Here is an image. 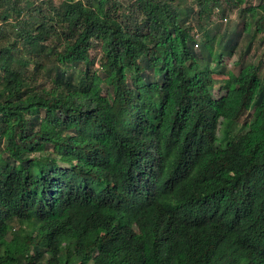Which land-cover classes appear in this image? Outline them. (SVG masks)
<instances>
[{
  "label": "trees",
  "instance_id": "obj_1",
  "mask_svg": "<svg viewBox=\"0 0 264 264\" xmlns=\"http://www.w3.org/2000/svg\"><path fill=\"white\" fill-rule=\"evenodd\" d=\"M234 8L264 34V0H0V264H264L261 60L213 92Z\"/></svg>",
  "mask_w": 264,
  "mask_h": 264
},
{
  "label": "rangeland",
  "instance_id": "obj_2",
  "mask_svg": "<svg viewBox=\"0 0 264 264\" xmlns=\"http://www.w3.org/2000/svg\"><path fill=\"white\" fill-rule=\"evenodd\" d=\"M253 2V0H248V2ZM55 4H58V0H54ZM182 4L185 6L189 3V0H176V3ZM242 8H234L227 14L229 21L225 26H220L216 24V21L212 18V22L210 23L211 31L218 28L217 31L219 34H227V39H223L220 41L221 36L217 35L215 37L213 51H223L225 56L221 57L219 67L214 66V63L211 66L214 67L215 73L212 75L213 80L215 81L214 87V96L219 97L223 94V92L219 91L220 86H222V80L228 77L229 72H232L234 75L237 74L240 66L244 63L247 64H255L261 60L262 70L264 71V34L256 33L255 26L253 21L249 19L248 16L241 13ZM196 12V10H195ZM250 22L251 25L247 28L245 24ZM196 27V26H195ZM194 27V33L196 37L199 38V42H202L203 39L200 37L202 32L199 29ZM244 30V31H243ZM230 40H232L230 42ZM229 41L230 43H226ZM198 49L196 51H200L201 45L200 43ZM228 44L227 49H223L224 46ZM91 58L95 59V70L98 68V59H99V48L95 45L90 52ZM238 62V63H237ZM50 84H48V87ZM224 128V127H222ZM235 130V129H233ZM232 134H236V131H233ZM61 167H64L63 164H60Z\"/></svg>",
  "mask_w": 264,
  "mask_h": 264
},
{
  "label": "built area",
  "instance_id": "obj_3",
  "mask_svg": "<svg viewBox=\"0 0 264 264\" xmlns=\"http://www.w3.org/2000/svg\"><path fill=\"white\" fill-rule=\"evenodd\" d=\"M229 18L223 17L220 19V21L225 25L228 22ZM197 47V46H195Z\"/></svg>",
  "mask_w": 264,
  "mask_h": 264
}]
</instances>
